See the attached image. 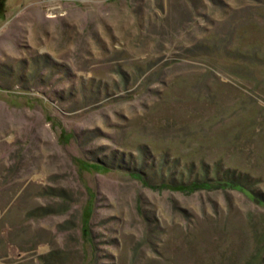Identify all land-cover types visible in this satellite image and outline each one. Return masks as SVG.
<instances>
[{
	"label": "rangeland",
	"instance_id": "1",
	"mask_svg": "<svg viewBox=\"0 0 264 264\" xmlns=\"http://www.w3.org/2000/svg\"><path fill=\"white\" fill-rule=\"evenodd\" d=\"M218 177L264 198V0H0V264H264Z\"/></svg>",
	"mask_w": 264,
	"mask_h": 264
},
{
	"label": "trees",
	"instance_id": "2",
	"mask_svg": "<svg viewBox=\"0 0 264 264\" xmlns=\"http://www.w3.org/2000/svg\"><path fill=\"white\" fill-rule=\"evenodd\" d=\"M91 166L93 167H97L100 166V164L98 162H93L91 163ZM217 180H219L218 182L220 184L225 183L226 185L232 186V187H237L240 188L241 190H243L244 192H246L247 195H249L251 198L263 203L264 202V198L259 197L260 195H257L254 191L246 188L244 185H242V183H240L239 181L233 180V179H227V178H222V177H218ZM211 182L205 183V184H210ZM213 185V183H211ZM191 186V185H190Z\"/></svg>",
	"mask_w": 264,
	"mask_h": 264
}]
</instances>
